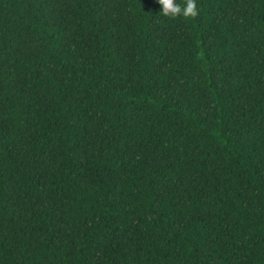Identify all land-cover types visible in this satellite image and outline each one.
<instances>
[{"label": "trees", "instance_id": "16d2710c", "mask_svg": "<svg viewBox=\"0 0 264 264\" xmlns=\"http://www.w3.org/2000/svg\"><path fill=\"white\" fill-rule=\"evenodd\" d=\"M197 9L0 0V264H264V0Z\"/></svg>", "mask_w": 264, "mask_h": 264}, {"label": "clouds", "instance_id": "9594fccd", "mask_svg": "<svg viewBox=\"0 0 264 264\" xmlns=\"http://www.w3.org/2000/svg\"><path fill=\"white\" fill-rule=\"evenodd\" d=\"M160 6L159 15L168 19L195 18L198 15L197 0H155Z\"/></svg>", "mask_w": 264, "mask_h": 264}]
</instances>
